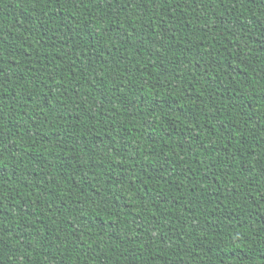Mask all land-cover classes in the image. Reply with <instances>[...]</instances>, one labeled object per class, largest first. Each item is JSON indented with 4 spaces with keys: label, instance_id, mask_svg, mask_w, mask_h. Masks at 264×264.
<instances>
[{
    "label": "trees",
    "instance_id": "1",
    "mask_svg": "<svg viewBox=\"0 0 264 264\" xmlns=\"http://www.w3.org/2000/svg\"><path fill=\"white\" fill-rule=\"evenodd\" d=\"M0 264H264V0H0Z\"/></svg>",
    "mask_w": 264,
    "mask_h": 264
}]
</instances>
